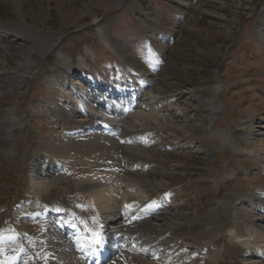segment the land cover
I'll return each mask as SVG.
<instances>
[{
	"label": "rangeland",
	"instance_id": "rangeland-1",
	"mask_svg": "<svg viewBox=\"0 0 264 264\" xmlns=\"http://www.w3.org/2000/svg\"><path fill=\"white\" fill-rule=\"evenodd\" d=\"M53 45L62 53L49 50ZM57 75L64 84L56 82ZM127 83L134 88L132 96L120 94ZM97 93L101 97L96 101L92 95ZM114 94L128 103L141 98L145 106L157 94L162 104L157 109L174 116L166 127L148 123L137 131L148 137L142 145L154 154L133 155V161L150 164L155 201L169 206L175 200L176 205L160 218L165 228L150 227L147 217L139 220L149 234L148 239L133 237L136 245L143 247L145 240L172 243L179 251L173 258H185L187 264L247 263V250L226 234L234 227L229 205L243 195H264V162L257 155L237 153L215 133H228L236 146L244 145L239 129L252 119L254 126H246L253 131L252 142L246 147L264 145V133L258 131L264 122V0H0V209L5 208L0 210V235L14 229L11 216L18 227L37 234L38 243L32 244L39 256L36 264H46L40 240L45 221L29 222L24 213L44 209L58 198L76 204L70 196L76 192L74 181L83 170L93 169L88 161L101 151L82 155L79 164L68 163L62 173L69 182L58 181L32 197L30 167L38 144L76 125L58 113L59 106L98 121L87 103L101 106L103 97ZM211 98L221 108L208 132ZM9 109L32 123L6 134ZM182 121L188 129L181 128ZM127 136L131 138L129 132ZM228 165L233 177L225 175ZM245 169L252 174L237 175ZM171 185L190 186L192 194L174 193ZM220 201L225 202L223 210L216 209ZM17 202L26 203L25 208L14 210ZM254 207V202L242 207L237 228L264 218ZM208 242L216 245L213 252L191 255ZM250 263L264 264V256Z\"/></svg>",
	"mask_w": 264,
	"mask_h": 264
},
{
	"label": "bare ground",
	"instance_id": "bare-ground-1",
	"mask_svg": "<svg viewBox=\"0 0 264 264\" xmlns=\"http://www.w3.org/2000/svg\"><path fill=\"white\" fill-rule=\"evenodd\" d=\"M53 48L57 53L61 52L60 46L53 45L49 50H53ZM57 79H59L58 82H64L63 77H57ZM216 83L220 86L218 81ZM151 96V105L136 106L137 109L135 110V106H129L115 99V97L110 98L108 96L109 99L103 97L101 106L92 105L88 102L87 105L91 107L88 108L91 109L92 114L98 116V121L91 120L85 114L84 117L79 118L78 115L67 112L71 106L69 108L59 106L58 113L64 114L67 118L71 117L72 120L70 118L69 123L72 122L76 125L75 127H67L63 135L56 133L54 137L44 138L38 144L37 158L30 169L32 170L30 185L33 195H41L44 191L50 190L58 181L65 180L69 182L68 176L62 173L68 163L79 164L80 157L90 154L93 150H100L101 153L98 158L88 161V165L93 169L83 170L82 174L74 181L76 192H71L70 196L79 200L76 204L70 205L66 198H58L44 209V211L50 212L49 216L44 215L43 217L46 221V228L41 236L46 264H185V259L177 261L173 258L179 251L172 243L157 245V241L145 240L144 246L138 247L135 243L136 238L135 241L133 239L136 236L145 239L146 235L149 234L148 228L140 224L142 219H149V226L152 228L164 227L159 221L168 213L169 206L176 205L175 200H172L171 204H173L169 206L162 203L161 199L155 201L151 194L156 188L154 189L151 185L150 164L143 161L139 163L133 161V157L137 154L147 153L150 156L154 154L142 145L148 137L140 135L137 131L148 125V123L153 125L157 123L162 127H166L167 123L174 119V116L167 115L166 111L154 107L159 95L151 94ZM92 97L96 99L99 95L97 93ZM68 98L70 97L68 96ZM208 104L213 108L209 119L214 128V120L221 107L214 98L208 99ZM7 114L11 126L6 134H13L15 126L25 129L28 124L32 123L30 119L27 121L21 120L14 110L9 109ZM248 125L254 126L252 119L241 124L242 128L239 129L240 135H243L245 139L244 145L236 146L229 134L225 132H216L215 136L221 138L225 143L227 141L231 142L236 147L237 153L250 156L257 155L258 159L264 162V145L259 144V147L253 146L252 148L246 147L247 143L252 142L250 137V131L252 130L246 127ZM113 126L116 131L110 133L108 129ZM208 127L210 125L206 126V128ZM81 128L84 129L83 134L76 135L72 133L74 130ZM181 128L188 129L185 121H182ZM258 131L264 133V122L258 128ZM128 132L131 134V138L127 136ZM117 133L120 134L121 138L116 136ZM184 146H188V144ZM127 153H130V155H127ZM60 155H64L65 158H60ZM67 155H71V158ZM45 162L49 165H43ZM159 167L164 168L161 165H158ZM245 171L247 170L245 169ZM234 173L235 171L231 165L225 168L227 177H233ZM188 187L182 189L181 186H169L171 191L173 190L177 194L183 193V191L185 194L188 191L190 192L192 187ZM191 194L190 192V196ZM237 201H239V204L231 203L229 205L230 213L234 219V227L227 231V235L233 237L240 246L247 250L246 259L248 262L245 264H251L250 262H256L257 259L264 256V218H261L258 222L248 221L244 223V230L237 228V225L242 216V207L251 206L252 202L255 203L254 209L263 213L264 216V195L257 198H249L243 195L237 197ZM224 206L225 202L220 201L216 209L223 210ZM44 211L41 213L44 214ZM33 213H26L25 217L30 218L34 215ZM139 220L141 221L138 222ZM101 222L107 225L105 243H108V245H102L99 248L93 245L92 240L87 235V230L98 228ZM19 233L26 236L28 232L17 229L15 233H10V236H5L4 239L11 237L14 240V237ZM150 237L152 236L150 235ZM4 244L6 245V242L3 241L0 248ZM169 247L173 253L167 251ZM31 250V247H28L27 251L29 253H31ZM19 251L20 249L17 253ZM11 258L12 255L7 258V261Z\"/></svg>",
	"mask_w": 264,
	"mask_h": 264
},
{
	"label": "snow or ice",
	"instance_id": "snow-or-ice-1",
	"mask_svg": "<svg viewBox=\"0 0 264 264\" xmlns=\"http://www.w3.org/2000/svg\"><path fill=\"white\" fill-rule=\"evenodd\" d=\"M97 243H99L100 241L97 239V241H96Z\"/></svg>",
	"mask_w": 264,
	"mask_h": 264
}]
</instances>
